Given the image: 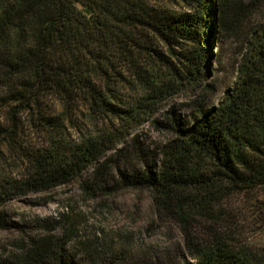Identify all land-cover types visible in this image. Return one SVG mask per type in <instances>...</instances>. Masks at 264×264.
I'll return each instance as SVG.
<instances>
[{
	"label": "trees",
	"instance_id": "obj_1",
	"mask_svg": "<svg viewBox=\"0 0 264 264\" xmlns=\"http://www.w3.org/2000/svg\"><path fill=\"white\" fill-rule=\"evenodd\" d=\"M229 6L230 0H0V147L12 161L11 172L0 173V207L75 180L87 191L112 180L152 193L182 231V264H264V245L226 239L211 216L230 196L256 192L264 225V21L218 104L196 106L187 120L171 106L165 110V122L153 123L174 137L159 154L144 150L134 133L170 98L204 85L215 33L251 12L246 7L231 17ZM24 123L32 144L23 138ZM131 159L144 169L128 167ZM201 219L209 222L204 237L192 233ZM13 227L0 212V229ZM5 264L74 263L44 238Z\"/></svg>",
	"mask_w": 264,
	"mask_h": 264
},
{
	"label": "rangeland",
	"instance_id": "obj_2",
	"mask_svg": "<svg viewBox=\"0 0 264 264\" xmlns=\"http://www.w3.org/2000/svg\"><path fill=\"white\" fill-rule=\"evenodd\" d=\"M246 7L251 12L242 23H236L226 33H215L204 85L187 87L170 98L134 132L144 150L159 154L173 139L171 129L153 123L155 119L165 122L162 113L170 106L187 120L195 113L196 106L216 105L231 89L246 43L264 21V0H230L229 13L239 18L240 11L246 12ZM46 104L56 108L50 99ZM23 132L24 140L32 144L35 135L25 123ZM11 162V153L1 146L0 173H10ZM127 162L128 167L144 169L140 161ZM259 203L260 194L244 192L214 207L211 216L217 217L216 222L222 225L219 234L242 245L263 246L264 225ZM160 210L149 190L121 187L112 180L102 190H84L79 180H75L48 191L28 194L0 207L5 218L14 223L11 230L0 229V264H5L10 254L13 262L31 241L38 243L44 238L62 249L64 257L74 264H182L188 261L182 231ZM196 222L192 223V233L205 236L208 233L205 225L209 222L203 224L204 219Z\"/></svg>",
	"mask_w": 264,
	"mask_h": 264
}]
</instances>
